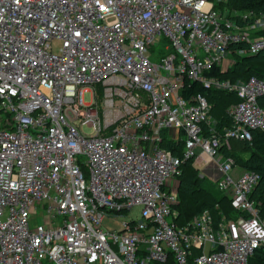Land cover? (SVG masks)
Returning <instances> with one entry per match:
<instances>
[{
  "label": "built area",
  "instance_id": "2783aa9c",
  "mask_svg": "<svg viewBox=\"0 0 264 264\" xmlns=\"http://www.w3.org/2000/svg\"><path fill=\"white\" fill-rule=\"evenodd\" d=\"M227 1L0 0V264H248L264 247L249 197L260 177L234 179L220 154L264 129V81L205 75L264 49V14ZM186 82L236 94L231 128L217 131ZM164 129L183 131L180 156L160 146ZM190 159L216 165L235 220L175 222L164 186ZM135 206L140 222L102 226Z\"/></svg>",
  "mask_w": 264,
  "mask_h": 264
},
{
  "label": "trees",
  "instance_id": "16d2710c",
  "mask_svg": "<svg viewBox=\"0 0 264 264\" xmlns=\"http://www.w3.org/2000/svg\"><path fill=\"white\" fill-rule=\"evenodd\" d=\"M225 6L230 10L249 11L252 10L256 13L264 14V0H228ZM257 35L264 37V31L259 32ZM241 47L239 45L231 46V49ZM233 64L225 71L221 72L219 68H214L211 72L206 73L207 77H214L219 81H229L236 83L238 81H246L251 77L257 80L264 81V49L255 55L231 56ZM200 93L206 97L207 102L213 107L220 108L222 119L216 121V129L221 134L226 128H231L232 120L227 114V109L239 102L236 94L227 93L223 90L209 88L204 89L202 85L197 82H186L182 95L186 98L190 95ZM257 104L260 108L264 109V95L257 99ZM223 126L221 129L219 127ZM236 142L234 152L237 149L249 152L247 159H241L236 153H227L226 156H232L245 171L257 173L260 181L255 189L250 194V199L255 202L256 209L258 210L259 217L264 219V129L253 130L251 132V142L240 141ZM175 147L176 149H173ZM170 151L176 156H180L179 147L172 146ZM224 149V148H223ZM182 152V151H181ZM193 159L185 161L180 166V175L177 176L179 186L177 190L178 205L176 207L178 213L175 222L180 225L186 224L194 216L202 213L205 210L211 211L214 218L218 219L219 214L224 215L227 219H236L238 212L230 207V203L222 195L211 194L213 190L207 188L203 189L204 181L198 177V172L192 168ZM208 195L210 199H208ZM219 209L215 211V205ZM221 204V206L219 205ZM248 264H264V247L256 250L249 258Z\"/></svg>",
  "mask_w": 264,
  "mask_h": 264
},
{
  "label": "crops",
  "instance_id": "0c3cea01",
  "mask_svg": "<svg viewBox=\"0 0 264 264\" xmlns=\"http://www.w3.org/2000/svg\"><path fill=\"white\" fill-rule=\"evenodd\" d=\"M231 67V65L225 67L221 72H225L227 71L229 68ZM210 116L213 120L217 121L218 124L222 119V115H221V111L220 108L216 107V105H213V107L211 108V112H210ZM223 126L219 127V129H221ZM161 137H162V142H161V147L167 151H170V147L172 146H177L179 147V151L181 153V151L184 149V144H185V138H184V133L182 130H173V129H164L161 131ZM236 142H239L235 139H231L228 141V145L224 146L221 150H220V154L222 157H226V153L223 151H226L227 153H236L238 154L237 156H239L241 159H247L249 157V152H245L244 150H240L237 149L234 152V147ZM173 149H176L175 147H172ZM172 152V151H170ZM233 160H234V168L236 169H241L242 171H245L241 165L235 161V159L230 156ZM192 168H194L195 170H197L198 172V177H200V179H202L204 181L203 184V189L207 190V188H209L210 190H213V192L211 194L213 195H222L225 197V199L228 201L229 203V198L225 196V194L221 191H219L216 188V182L221 178V174L218 172L217 167L215 164L213 163H208L206 165H197L196 163L192 164ZM178 186H179V181L177 177H172L169 178L164 186V189L166 191H173L176 193V197H177V190H178ZM208 199H210V196L208 195ZM211 200V199H210ZM178 205V198H177V202L176 204H174L172 206V209L178 213L176 207ZM221 206V204H219ZM219 209V206L216 204L215 205V211H217ZM211 212V211H210ZM179 214V213H178ZM178 224V222H177ZM180 225V224H178Z\"/></svg>",
  "mask_w": 264,
  "mask_h": 264
},
{
  "label": "rangeland",
  "instance_id": "374dc122",
  "mask_svg": "<svg viewBox=\"0 0 264 264\" xmlns=\"http://www.w3.org/2000/svg\"><path fill=\"white\" fill-rule=\"evenodd\" d=\"M60 48V43L58 41L53 42L51 45V50L54 53H57L58 50ZM162 51V47H152L151 49V54L152 55H160ZM98 94H99V100L101 102V90L98 87ZM84 102L88 103L89 102V95L88 93H85L83 96ZM83 132L86 134H90L92 133V130L90 128L84 127L83 128ZM244 171H242L241 169H236L233 168V171L231 173V176L234 179L239 178ZM142 209L139 206H135L133 208H131L130 210L123 212L120 216L118 217H106L103 219L102 221V226L104 228H106L108 231H118L122 229V223H127V222H140L142 220L141 216H142ZM44 264H47L46 262H44Z\"/></svg>",
  "mask_w": 264,
  "mask_h": 264
}]
</instances>
